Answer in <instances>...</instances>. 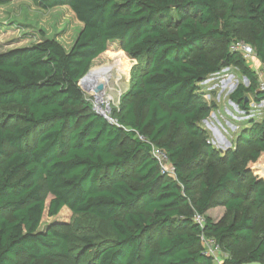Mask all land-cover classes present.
Returning a JSON list of instances; mask_svg holds the SVG:
<instances>
[{
  "label": "trees",
  "instance_id": "obj_1",
  "mask_svg": "<svg viewBox=\"0 0 264 264\" xmlns=\"http://www.w3.org/2000/svg\"><path fill=\"white\" fill-rule=\"evenodd\" d=\"M32 1L68 3L83 27L70 48L44 38L0 52V106L25 109L22 123L0 127V264H78L67 231L41 229L46 194L50 216L68 207L106 222L111 236L90 241L91 264H214L203 236L229 250L223 264H264V117L240 135L249 153L221 155L201 125L210 106L200 85L232 64L255 80L232 46L244 41L264 64V0ZM113 41L137 60L116 124L80 86ZM211 43L223 44L219 57ZM250 90L264 97L241 84L231 100L248 109ZM136 131L167 151L176 178ZM219 195L229 218L215 221L207 211Z\"/></svg>",
  "mask_w": 264,
  "mask_h": 264
},
{
  "label": "rangeland",
  "instance_id": "obj_2",
  "mask_svg": "<svg viewBox=\"0 0 264 264\" xmlns=\"http://www.w3.org/2000/svg\"><path fill=\"white\" fill-rule=\"evenodd\" d=\"M82 27L83 23L77 19L68 3L46 9L38 6L32 0H11L9 3L0 5V52L29 46L44 38H56L66 48H70ZM223 50L222 43L209 44V51L213 57H219ZM117 52H122L124 56L120 54L114 56L113 54ZM246 60L251 71L256 74L255 80L249 79L240 67L232 64L225 65L221 71L209 75L200 83L202 91L205 93V101L210 106L208 115L201 120V125L206 130L208 142L221 155L237 149L241 155L249 153L251 148L240 142V135L245 132L252 121L261 122L263 120L262 112L255 114V117H248L244 112L246 110L230 97L239 85L242 84L249 89L258 88L260 82L264 80V64L261 60L256 55ZM101 62H118L124 65L126 72L121 73L122 77L119 83L117 82V90H111V87L105 84L103 90H97L99 85L93 87L92 78L95 71L91 77V74L88 77L87 74V79L85 77L80 86L87 99L94 104L98 102L97 92L101 91L102 94L99 93L101 94L99 95L101 104H97V109L100 112L106 111L108 116L113 117L120 109L124 96L132 84L131 72L137 60L131 58L123 50L120 41H113L107 51L94 60L91 68ZM225 83L227 84L226 88L222 95L217 97V92L222 87L220 84ZM118 90L121 92L119 93ZM246 96L252 98L253 90L246 92ZM24 113L25 109L18 105L0 106V127L22 123L21 117ZM190 139L191 137L186 133L181 135V140L187 142ZM207 160L210 161V159ZM236 189L243 191L244 188L236 187ZM51 197L50 194H46L47 209L43 216L41 229L54 225L67 231L70 234L72 259L78 264H91L90 241L111 236L106 222L92 215L75 214L68 207H64L57 215L50 216L48 205ZM224 197V195H219V200L207 211V215L215 221L229 218L228 210L223 202ZM257 233H264V212ZM244 246L243 244L242 248ZM222 256L223 261L231 258L229 250L224 247Z\"/></svg>",
  "mask_w": 264,
  "mask_h": 264
},
{
  "label": "built area",
  "instance_id": "obj_3",
  "mask_svg": "<svg viewBox=\"0 0 264 264\" xmlns=\"http://www.w3.org/2000/svg\"><path fill=\"white\" fill-rule=\"evenodd\" d=\"M232 48L234 50H237L242 53V55L245 57V59H250L253 57V55H256L255 49L245 43V42H238L235 43ZM214 74V73H213ZM209 77V76H208ZM207 77V78H208ZM206 78V79H207ZM261 91H264V80L260 82V85L258 87ZM97 103H93V107L96 111L97 109ZM244 111L248 117H255V114H258L262 112V117H264V97L260 99H256L252 97L249 102V108L245 109ZM105 116L110 120L113 121L114 123H117L116 120L113 117H110L107 115L106 111H104ZM138 137L142 140L145 141L146 143L149 144L151 148V154L153 158L157 161V164L159 166V170L161 174L167 175L171 178H176V168L175 165L172 163L169 154L165 149L162 147L158 146L156 143L151 141L149 138L141 135L138 131H136ZM194 219L202 226L204 223V219L201 215L196 214ZM203 244L205 246V252L212 257L214 264H223V249L222 247L216 242L214 238H209L203 236L202 238Z\"/></svg>",
  "mask_w": 264,
  "mask_h": 264
},
{
  "label": "bare ground",
  "instance_id": "obj_4",
  "mask_svg": "<svg viewBox=\"0 0 264 264\" xmlns=\"http://www.w3.org/2000/svg\"><path fill=\"white\" fill-rule=\"evenodd\" d=\"M124 71H125V69H124V65L122 63H118V62L108 63V62H106V63L102 64L101 66H99L98 68L95 69V74L92 78V85H93V87H98V85L104 86V84H105L107 86L109 85V87H111V90L115 89V91H116L118 88L117 85L119 83V80L122 77L121 73ZM115 85H116V87H115ZM103 89H104V87H103ZM118 92L120 93L121 91L118 90ZM97 93H98V95H97V97H98L97 104H98V103H100L99 95H101L102 93H101V91H98ZM99 93H101V94H99Z\"/></svg>",
  "mask_w": 264,
  "mask_h": 264
},
{
  "label": "water",
  "instance_id": "obj_5",
  "mask_svg": "<svg viewBox=\"0 0 264 264\" xmlns=\"http://www.w3.org/2000/svg\"><path fill=\"white\" fill-rule=\"evenodd\" d=\"M88 73H89V72H88ZM88 73H87V74H88ZM87 74H86V75H87ZM86 75H85V76H86ZM85 76H84V77H85ZM84 77L80 80V85H82ZM102 89H103V85H99V87L97 88V90H102ZM250 99H251V98L247 97V98H246V102H249ZM97 113H98V114H101V115H103V116H105L104 112L97 111ZM105 117H106V116H105ZM106 118H107V117H106ZM107 119H108V118H107ZM111 122L114 123L113 121H111ZM115 124H116V123H115Z\"/></svg>",
  "mask_w": 264,
  "mask_h": 264
},
{
  "label": "crops",
  "instance_id": "obj_6",
  "mask_svg": "<svg viewBox=\"0 0 264 264\" xmlns=\"http://www.w3.org/2000/svg\"><path fill=\"white\" fill-rule=\"evenodd\" d=\"M222 87L220 88V90H218V92H217V97H219V96H221L222 95V93H223V91H224V89L226 88V83L225 84H220ZM215 86H218V85H215ZM219 87V86H218Z\"/></svg>",
  "mask_w": 264,
  "mask_h": 264
}]
</instances>
